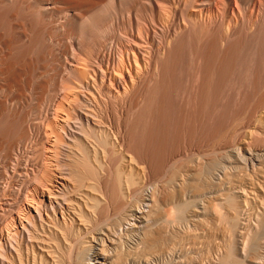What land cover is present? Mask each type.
Wrapping results in <instances>:
<instances>
[{
  "label": "bare ground",
  "instance_id": "6f19581e",
  "mask_svg": "<svg viewBox=\"0 0 264 264\" xmlns=\"http://www.w3.org/2000/svg\"><path fill=\"white\" fill-rule=\"evenodd\" d=\"M120 2L0 0V90L6 91L0 96V264H48L49 255L58 264L62 242L73 228H81L77 216L86 218L85 195L91 196L94 189L111 203L124 193L116 185L110 162L104 175L97 171L100 157L111 148L130 154V163L121 171L125 190L135 197L124 223L118 225H125L137 243L151 244L150 215L159 192L155 185L132 188L131 162L152 167L162 161L163 169L195 138L212 135L223 114L234 111L226 91L236 89L238 75L249 81L259 70L264 34L257 38V52H247L244 40L221 46L215 37H201L191 29L164 42L161 51L153 48L151 25L140 21L130 24L127 38L113 37L112 52L103 57L92 53L106 10ZM162 19L156 14L150 23ZM53 22L58 23L55 35L49 28ZM57 36L70 39L61 49L68 57L55 74L59 82L50 94H37L32 103L33 79L42 67L46 42ZM115 102L118 115L112 118L107 109ZM232 154L229 160L239 167L263 156L246 147L235 148ZM87 178L93 181L90 192L83 187ZM122 206L118 202L115 207ZM89 221L83 226L87 233ZM106 234L92 235L75 264H110L106 241L118 243L117 237Z\"/></svg>",
  "mask_w": 264,
  "mask_h": 264
},
{
  "label": "rangeland",
  "instance_id": "374dc122",
  "mask_svg": "<svg viewBox=\"0 0 264 264\" xmlns=\"http://www.w3.org/2000/svg\"><path fill=\"white\" fill-rule=\"evenodd\" d=\"M156 14H161L163 19L152 26L150 22ZM136 21L151 25L155 32V50L162 51L165 43L193 29L198 36L215 37L221 46L233 40H244L247 52H257V38L264 34V0H123L106 10L101 34L93 42L91 52L98 51L101 57L112 52L113 37L127 38L130 24ZM56 25L57 22L49 25L53 35L58 34ZM58 37L46 42L40 61L42 67L33 79L36 87L32 103L36 102L37 94H50L59 82L55 74L68 57L61 51L70 39ZM259 53L256 76L248 81L242 74L238 75L236 89L232 93L229 89L226 91L225 97L233 102L234 111L223 114L213 136L195 138L194 147L190 145L183 152L173 154L163 169L162 161L152 167L131 162L134 165L132 188L155 185L159 192V201L150 215L151 244L137 243L138 238L126 231L125 225H118V221L124 223L123 217L128 215L135 197L125 190L121 171L123 165L130 163V154L111 148L105 157H100L97 171L104 175L110 162L116 185L124 193L119 192L111 205L92 189L91 178L85 179V191L92 189L91 196L85 195L88 206L83 202L86 218L77 216L82 219L79 220L81 226L78 225L81 228H73L69 238L62 242L58 264H75L77 253L86 249L90 237H105L108 231V235L117 237L118 243L106 241L111 253L110 264H264V48ZM90 57L96 63V58ZM12 89L18 90L17 87ZM5 94V90H0V96ZM118 109L119 103L115 102L114 108L107 111L113 118L118 115ZM238 147L263 156L258 161L255 159L254 164L239 167L229 160ZM178 158L181 161H177ZM118 202H123L121 208L115 207ZM164 212L168 215L163 216ZM86 219L90 220L89 233L83 229L87 226ZM111 228L117 235L109 230ZM80 232L83 233L80 235ZM54 242L52 240L51 244ZM47 260L48 264H56L51 255Z\"/></svg>",
  "mask_w": 264,
  "mask_h": 264
}]
</instances>
